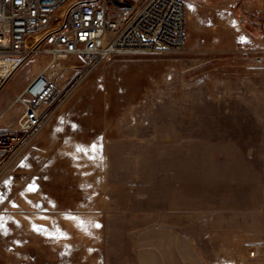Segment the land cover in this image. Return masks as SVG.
Instances as JSON below:
<instances>
[{
  "label": "rangeland",
  "instance_id": "rangeland-1",
  "mask_svg": "<svg viewBox=\"0 0 264 264\" xmlns=\"http://www.w3.org/2000/svg\"><path fill=\"white\" fill-rule=\"evenodd\" d=\"M185 2L180 51L47 70L76 82L0 166V264H264V0ZM50 60L20 63L0 112Z\"/></svg>",
  "mask_w": 264,
  "mask_h": 264
},
{
  "label": "built area",
  "instance_id": "built-area-1",
  "mask_svg": "<svg viewBox=\"0 0 264 264\" xmlns=\"http://www.w3.org/2000/svg\"><path fill=\"white\" fill-rule=\"evenodd\" d=\"M187 32L185 0H0V61L18 67L35 55L51 58L0 115L1 122L22 107L14 128L0 125V166L26 149L69 95L76 80L62 87L47 74L56 62L81 60L85 75L116 55L180 51ZM32 37L38 40L30 46ZM256 63H264V52ZM5 82L0 72V89Z\"/></svg>",
  "mask_w": 264,
  "mask_h": 264
},
{
  "label": "bare ground",
  "instance_id": "bare-ground-1",
  "mask_svg": "<svg viewBox=\"0 0 264 264\" xmlns=\"http://www.w3.org/2000/svg\"><path fill=\"white\" fill-rule=\"evenodd\" d=\"M15 63L13 61L2 60L0 61V72L1 75L7 80L9 76L16 69Z\"/></svg>",
  "mask_w": 264,
  "mask_h": 264
},
{
  "label": "snow or ice",
  "instance_id": "snow-or-ice-1",
  "mask_svg": "<svg viewBox=\"0 0 264 264\" xmlns=\"http://www.w3.org/2000/svg\"><path fill=\"white\" fill-rule=\"evenodd\" d=\"M78 151H83V149H81V148H78L77 149ZM93 150H94V148H93ZM28 191H36L37 190V187H36V185L35 184H31V185H29L28 186V189H27ZM70 219H75V217H69ZM96 227H100V225H95ZM38 230V229H37Z\"/></svg>",
  "mask_w": 264,
  "mask_h": 264
},
{
  "label": "crops",
  "instance_id": "crops-1",
  "mask_svg": "<svg viewBox=\"0 0 264 264\" xmlns=\"http://www.w3.org/2000/svg\"><path fill=\"white\" fill-rule=\"evenodd\" d=\"M187 12H188V10H187ZM187 34H188V32H187ZM5 110H6V109H5ZM5 110H4V111H5ZM4 111L0 112V115H1ZM7 126H8V125H7ZM15 126H16V123H15ZM15 126H14V127H15Z\"/></svg>",
  "mask_w": 264,
  "mask_h": 264
}]
</instances>
